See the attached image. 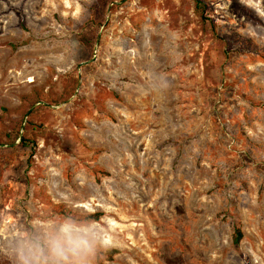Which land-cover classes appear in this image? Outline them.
I'll use <instances>...</instances> for the list:
<instances>
[{
	"label": "rangeland",
	"instance_id": "374dc122",
	"mask_svg": "<svg viewBox=\"0 0 264 264\" xmlns=\"http://www.w3.org/2000/svg\"><path fill=\"white\" fill-rule=\"evenodd\" d=\"M201 1L0 0V264H264V0Z\"/></svg>",
	"mask_w": 264,
	"mask_h": 264
},
{
	"label": "trees",
	"instance_id": "16d2710c",
	"mask_svg": "<svg viewBox=\"0 0 264 264\" xmlns=\"http://www.w3.org/2000/svg\"><path fill=\"white\" fill-rule=\"evenodd\" d=\"M197 7H198L199 10H201L204 7L203 2L201 0H197ZM205 10L202 11V18H203L204 21H207V18H206L207 16H206V11ZM22 143H23V145H25L26 141L22 140ZM237 234H238V237L236 238V241H235L236 245H238L240 243V240L242 238V234H241V232L239 230H237Z\"/></svg>",
	"mask_w": 264,
	"mask_h": 264
}]
</instances>
